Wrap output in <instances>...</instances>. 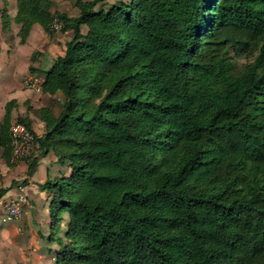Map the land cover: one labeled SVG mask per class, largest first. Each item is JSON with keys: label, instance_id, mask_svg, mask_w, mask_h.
I'll return each mask as SVG.
<instances>
[{"label": "trees", "instance_id": "trees-1", "mask_svg": "<svg viewBox=\"0 0 264 264\" xmlns=\"http://www.w3.org/2000/svg\"><path fill=\"white\" fill-rule=\"evenodd\" d=\"M17 3L25 34L55 18L72 34L29 66L64 97L23 180L49 151L70 168L38 185L56 263L264 264V0H74L73 17ZM231 50L256 55L237 72ZM11 125L6 109L7 165Z\"/></svg>", "mask_w": 264, "mask_h": 264}, {"label": "rangeland", "instance_id": "rangeland-1", "mask_svg": "<svg viewBox=\"0 0 264 264\" xmlns=\"http://www.w3.org/2000/svg\"><path fill=\"white\" fill-rule=\"evenodd\" d=\"M48 1L51 2L49 11L52 14L58 12L73 17L79 12L74 0ZM115 1L130 2L106 0L103 8L109 9ZM99 5L97 4L94 9ZM17 12V0H0V121L6 109H10V125L17 119L24 118L29 121L32 133L38 135L45 129L41 114L48 108L50 98H54L56 104L48 110L52 115H57L64 97L61 92L49 95L38 90L43 74L29 71V66L40 70L47 68L57 56L63 54L65 42L72 34L70 30L55 29L53 24L51 33L47 34L38 22L32 23L25 34L22 22L17 20ZM86 29V26H82V32ZM230 54L236 71L239 72L246 64L253 62L256 52L240 53L231 50ZM11 156V165H8L10 169L29 157H14L13 152ZM0 159V187L8 184L7 186L11 185L10 189L18 190L21 183L25 184L23 183L25 171L21 168L6 170L3 164L5 160H2L4 159L2 148ZM9 178L11 180L8 183ZM12 180L14 183H11ZM14 196L15 193L5 199L2 197L0 202V264H57L54 254L57 245L47 235L49 221L36 223L38 216L33 209H28L32 214L28 220L25 219L24 208L20 219L12 221L3 219L4 206Z\"/></svg>", "mask_w": 264, "mask_h": 264}, {"label": "crops", "instance_id": "crops-1", "mask_svg": "<svg viewBox=\"0 0 264 264\" xmlns=\"http://www.w3.org/2000/svg\"><path fill=\"white\" fill-rule=\"evenodd\" d=\"M43 81V80H42ZM42 133L38 134L41 135ZM1 160V159H0ZM4 161V159H2ZM18 163V162H17ZM6 170H14L17 168H21L26 171V163L21 160L17 166L12 167L11 169L8 165L3 162ZM70 171V168L67 164H60L56 161V156L52 151H49L46 155L40 157L38 159L37 166L35 171L30 177H27V181L24 184L27 192V201L24 204V218L28 220V217L31 216L32 211L28 209L35 210L37 213L38 219H36V223H43V221L47 223V232L50 233V205H51V195L48 190H41L38 185L43 183L47 178L53 179L62 175H67ZM26 177V175H24ZM15 178V177H12ZM16 179V178H15ZM11 178L8 179V183ZM8 184H6L7 186ZM17 189L11 188L7 191V193L3 196L2 199H5L14 193L16 194ZM0 200V202L2 201ZM7 200V199H6ZM43 210V211H42ZM46 213V214H45ZM48 213V214H47ZM44 219V220H43Z\"/></svg>", "mask_w": 264, "mask_h": 264}, {"label": "built area", "instance_id": "built-area-1", "mask_svg": "<svg viewBox=\"0 0 264 264\" xmlns=\"http://www.w3.org/2000/svg\"><path fill=\"white\" fill-rule=\"evenodd\" d=\"M53 27L61 29L63 22L55 18ZM40 90V87H37ZM11 146L14 157L36 156L40 152V144L31 130L24 124L18 121L12 123L10 128ZM27 201V192L24 184L18 186L17 193L13 198H10L4 206V220L12 221L21 218L24 204Z\"/></svg>", "mask_w": 264, "mask_h": 264}]
</instances>
